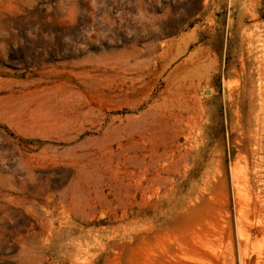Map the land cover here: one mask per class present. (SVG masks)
Returning a JSON list of instances; mask_svg holds the SVG:
<instances>
[{
  "label": "rangeland",
  "instance_id": "1",
  "mask_svg": "<svg viewBox=\"0 0 264 264\" xmlns=\"http://www.w3.org/2000/svg\"><path fill=\"white\" fill-rule=\"evenodd\" d=\"M0 264H264V0H0Z\"/></svg>",
  "mask_w": 264,
  "mask_h": 264
},
{
  "label": "bare ground",
  "instance_id": "2",
  "mask_svg": "<svg viewBox=\"0 0 264 264\" xmlns=\"http://www.w3.org/2000/svg\"><path fill=\"white\" fill-rule=\"evenodd\" d=\"M154 152V151H153ZM246 262V261H245Z\"/></svg>",
  "mask_w": 264,
  "mask_h": 264
}]
</instances>
